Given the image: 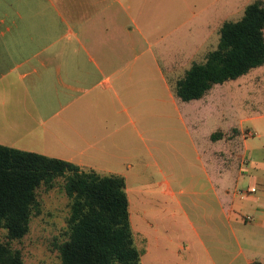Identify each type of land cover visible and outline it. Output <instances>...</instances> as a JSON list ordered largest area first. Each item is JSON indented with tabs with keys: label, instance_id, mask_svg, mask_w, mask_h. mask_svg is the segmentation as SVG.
<instances>
[{
	"label": "crops",
	"instance_id": "1",
	"mask_svg": "<svg viewBox=\"0 0 264 264\" xmlns=\"http://www.w3.org/2000/svg\"><path fill=\"white\" fill-rule=\"evenodd\" d=\"M192 1L0 0V144L119 174L128 204L127 178H149L140 203L155 211L128 210L140 264H264V132L252 140L226 120L219 83L181 104L173 90L208 50L210 22L199 40L178 35ZM178 122L198 166L180 176L165 163L181 154Z\"/></svg>",
	"mask_w": 264,
	"mask_h": 264
},
{
	"label": "trees",
	"instance_id": "2",
	"mask_svg": "<svg viewBox=\"0 0 264 264\" xmlns=\"http://www.w3.org/2000/svg\"><path fill=\"white\" fill-rule=\"evenodd\" d=\"M264 5L252 0L236 19H224L215 45L191 61L173 85L181 100L264 63ZM219 131H212L215 139ZM57 178L68 199L64 237L54 242L58 264H140L133 242L123 176L80 168L72 161L0 144V264H23L11 246L38 212L36 189Z\"/></svg>",
	"mask_w": 264,
	"mask_h": 264
},
{
	"label": "rangeland",
	"instance_id": "3",
	"mask_svg": "<svg viewBox=\"0 0 264 264\" xmlns=\"http://www.w3.org/2000/svg\"><path fill=\"white\" fill-rule=\"evenodd\" d=\"M252 0H224L212 4L206 0H194L192 1V10L194 11L192 16H188L185 23L181 25V30L191 28V32L178 33L183 39V44H189L195 39H201L206 36L207 33L204 23L210 22L211 31L208 34L207 41L204 43L207 49L212 48L217 40L218 25L224 19H236L242 13L243 6ZM264 5V0H261ZM180 2V1H178ZM183 3V2H182ZM181 10L186 11V8L179 7L177 11V23H180L182 19ZM214 15V16H213ZM197 16H201L199 21ZM264 34V29H263ZM164 35V34H162ZM173 35V34H172ZM206 50V48L204 49ZM202 50V51H204ZM215 85L213 88L216 90L225 89L230 94V100L226 102V120H234L237 126L241 128V133H254L247 136L249 139H257V136H261L264 132V117H252L248 120H244L246 116L256 113L257 111H264V63L249 69L246 73L234 78L223 81ZM179 98V104H181ZM235 106L236 114L233 113ZM238 108L241 110L239 114ZM235 115V116H234ZM239 119H243L241 123H238ZM177 138L178 147L180 153L178 158L169 152V160L171 170L176 175L180 176L184 174L188 168L197 169L196 163L191 164L193 154L189 146L186 143V137L184 131V125L178 122L177 126ZM232 125H227V128L223 132V140L226 142L225 152H233L237 144V136L234 138L237 131ZM236 131V132H235ZM183 156V157H182ZM190 162V165H188ZM166 172L170 171V167L166 168L162 166ZM147 173V171H144ZM147 177H129L127 178V195L129 198L128 210L132 219L139 217L138 210L142 211L146 208L148 211H155L152 204L140 203V199L144 196L143 193L138 191L139 184L146 182ZM157 179H160L158 176ZM174 181V179L172 178ZM184 181V178H182ZM61 178H57L54 185L50 188H44L42 185L36 189V199L38 201V212L33 214L29 220V226L27 232L18 240H12L11 246L17 247L21 252L23 264H58L57 251L53 246L54 242L60 241L64 237L65 230V215L68 209V199L64 194L61 187ZM174 186V183L171 182ZM157 198L161 200V195H157ZM178 215V219L182 221L183 216L179 210H175ZM181 221V226L186 231V224Z\"/></svg>",
	"mask_w": 264,
	"mask_h": 264
},
{
	"label": "built area",
	"instance_id": "4",
	"mask_svg": "<svg viewBox=\"0 0 264 264\" xmlns=\"http://www.w3.org/2000/svg\"><path fill=\"white\" fill-rule=\"evenodd\" d=\"M243 218H244V219H249V216H248V215H244Z\"/></svg>",
	"mask_w": 264,
	"mask_h": 264
}]
</instances>
